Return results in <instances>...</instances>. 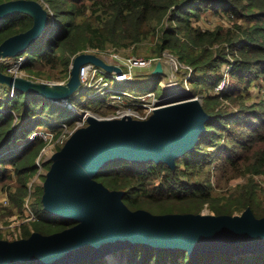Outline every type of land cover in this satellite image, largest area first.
I'll list each match as a JSON object with an SVG mask.
<instances>
[{
	"label": "trees",
	"instance_id": "1",
	"mask_svg": "<svg viewBox=\"0 0 264 264\" xmlns=\"http://www.w3.org/2000/svg\"><path fill=\"white\" fill-rule=\"evenodd\" d=\"M48 6L53 11L50 30L15 57H25L21 68L29 76L67 81L78 52L101 50L107 44L116 48L143 44L147 51L143 49L142 55L162 57L169 52L190 66V91L194 95L207 91L202 100L210 114L206 131L193 150L176 159L174 168L161 161L120 159L98 171L95 179L112 190H124L123 200L131 209L144 208L157 214L200 213L208 204L216 215L251 207L257 217L264 216L262 187L254 178L264 175V96L251 102L250 91L256 79H264V0H56L54 7ZM206 11L228 12L242 23L236 32L224 33L220 27L203 29L194 22ZM32 24L27 14L5 17L0 21V43ZM55 26L57 32L52 34ZM221 41L230 45L232 61L227 59L225 47L214 48ZM225 61L230 65L233 89L211 92L220 81V67ZM0 67L7 72L4 62ZM148 88L143 85L138 90L146 92ZM0 94L4 98L0 100V164L13 165L17 180L15 190L8 195L12 207L23 209L28 184L37 173L36 160L46 145L40 136L30 135L37 126L50 127L54 124L49 122L57 123L59 118L71 125L74 115L38 95L19 90L11 94L5 84H0ZM225 99L236 103L238 109L219 107ZM69 102L87 107L81 99L72 97ZM36 111L47 118L32 121ZM243 129L246 133H241ZM20 140L23 147L12 150L11 144ZM236 171L248 175L247 183L228 196L216 192L212 176L229 180L237 177ZM3 176L0 171V181ZM42 194L43 186H38L32 205L34 218L21 226L23 238L32 233L31 229L50 234L75 224L44 210ZM125 256V264H264V250L244 254L200 251L192 257L185 250H148L137 245ZM74 264L106 263L98 258Z\"/></svg>",
	"mask_w": 264,
	"mask_h": 264
},
{
	"label": "water",
	"instance_id": "2",
	"mask_svg": "<svg viewBox=\"0 0 264 264\" xmlns=\"http://www.w3.org/2000/svg\"><path fill=\"white\" fill-rule=\"evenodd\" d=\"M16 13L29 15L33 24L0 43V63L24 52L50 30L52 14L40 1L0 2V21ZM87 63L121 72L120 66L82 51L73 57L64 83L9 74L1 67L0 83L43 99L67 100L81 86L80 69ZM152 73H163L162 61L156 62ZM209 117L198 98L159 107L147 119L87 115L88 124L77 128L53 153L41 197L44 210L75 224L50 234L34 231L20 239H0V264H74L137 245L148 250H185L192 257L200 251L244 254L264 250V216L257 217L251 207L239 215L157 214L129 208L124 190H112L94 177L120 159L161 161L174 168L176 159L193 150L204 134Z\"/></svg>",
	"mask_w": 264,
	"mask_h": 264
},
{
	"label": "rangeland",
	"instance_id": "3",
	"mask_svg": "<svg viewBox=\"0 0 264 264\" xmlns=\"http://www.w3.org/2000/svg\"><path fill=\"white\" fill-rule=\"evenodd\" d=\"M38 1H40L42 5L49 11L50 8L45 4V2L50 4L51 7H54L56 3V0H44L45 2L43 0ZM194 23L203 29H216L220 27L224 33H227L236 32L238 30L237 26L240 25L242 21L237 20L234 15L228 12L216 13L206 11L200 16V19H198V21H195ZM55 32H57V26L54 27L52 34H54ZM221 47H225L227 59L232 61L233 56L230 54V45H228L226 41H221L218 44L214 45V48L217 49ZM143 49L145 52L147 51V48L143 44H140L136 47L131 46L122 48H116L112 44H107L103 51L87 52L94 53L104 59L106 62H108L111 61L110 55L116 51H118L121 56L125 58H149V56H147L146 54H140ZM13 58L14 57H9L6 61H4V63L8 66L10 64H13ZM176 58L175 60L178 64L177 70H175V66H173V58L169 56L168 53L161 57L160 61H162L163 64V73L161 75H155L152 73L156 62L159 61L158 59L156 62H152L151 64L134 67L132 72L133 79H129L128 81H126L127 84L116 83L111 77H103L102 79H100V76H97L95 79L90 80L89 85L81 86L80 88H78V90L73 95H71L66 100V102H64L63 100L57 102L49 99H44L47 102H50L51 104H56L57 106L67 110L68 113L74 115L75 122L69 125L62 118H59L57 120V123L49 122V124H54L50 127L43 125L37 126L34 132L30 135V138H32L34 135L40 136V138H43L46 141V145L41 150V153L36 160L37 173L31 178L28 184L29 194L25 199L23 209L12 207V202L10 201V197L8 195L9 191L15 190L14 184L17 180V174L15 173L13 165L10 163H7L6 165L0 164V171L5 174L2 179L3 181H0L1 239L14 240L23 238L21 237V226L22 224H27V222L34 218V211L32 209V205L36 200L38 186H43L46 173L50 168L49 163L51 161L53 153L63 147L67 139L77 128L86 126L88 124L86 119L87 115H93L100 119H108L119 118L124 116L125 114H129L131 117L138 119L136 118L137 116L135 114L138 112L143 114L144 108L142 106L133 105V97L139 96L149 91H153L155 93V100H160L158 105L168 101H175L180 98H184L185 96H194L195 98H198V100L202 103L203 96L207 94V91L204 90L201 96H196L192 93V91H190L191 78L193 74L191 71V67L179 62V60H177ZM165 60L170 61V63L168 65H165ZM229 66L230 65L227 61L222 63L220 67V74H222L220 81L224 82L223 87L219 89V91H216V89L214 88L211 92L218 93L233 89L234 81L229 75ZM23 72L25 73V75H27L26 77L32 78L37 81H44L48 83L66 82L59 79L57 80L38 77L36 78L29 76L25 70H23ZM187 74H190V77L186 82L185 77ZM254 84L250 86V91L252 92L253 96V100L251 102L260 100L264 96V79H256ZM143 85H147V87H149V90H147L146 92H139L143 90H138V87ZM120 91H132L133 93H130H132L133 96L121 95V99H117L116 101H114L113 96H118ZM72 97L76 99H81L83 101V104L87 107L82 108L79 104L77 105L73 102V107L70 108L67 103ZM2 99L4 98H2L0 94V100L2 101ZM219 107L228 109L230 111H236L238 109V105L236 103H234L233 101H228L226 99L219 104ZM38 117H41L44 120L45 118H47L45 115H42L41 112L36 111L34 113V117L31 120L33 121L35 118ZM29 118H31V116ZM57 132L58 134H56ZM241 133H246V130H241ZM22 147V140L11 144V148L14 151H18ZM45 162L48 163L44 164ZM212 170H216V168ZM235 173L237 177L231 178L229 180H225L213 175L212 181L214 182L216 192L224 193L225 196H228L231 191L235 190L240 185L247 183L248 175H243L241 171H236ZM254 178L262 187V193L260 195L262 197L261 206L264 209V175H254ZM217 203L218 201L215 202V204ZM243 211L244 210H235L233 212V215H239ZM200 213L214 214L208 204L204 205ZM31 231L34 232L33 229H31ZM122 250H124L123 253L122 251L113 252L108 254L107 257H103L102 259L105 261L106 264H125V255L127 254L129 249Z\"/></svg>",
	"mask_w": 264,
	"mask_h": 264
},
{
	"label": "built area",
	"instance_id": "4",
	"mask_svg": "<svg viewBox=\"0 0 264 264\" xmlns=\"http://www.w3.org/2000/svg\"><path fill=\"white\" fill-rule=\"evenodd\" d=\"M45 4L48 6V4L46 2H45ZM50 13L53 15L51 9H50ZM86 51H103V49L100 50V49L88 48V49H86ZM167 53L169 56H171L173 58L174 64L173 63L172 64H173V66H175V70H177L178 64H177V61L175 60L176 57L169 52H165L164 55H166ZM110 56H111V58H110L111 61H108V63H112V64H115L117 66H120L121 72L107 71L101 67L96 66L93 63L84 64L81 66V69H80L81 86L89 85L90 80L95 79L97 76H100V79H102L103 77H111L116 83L127 84L126 81H128V79H130V80L133 79L132 72H133L134 67L148 65V64H151L152 62H156L158 59L161 60V57H151V58H147V59L146 58H125V57H122L118 51L112 53ZM24 58H25L24 56H20L18 58L14 57L13 58V61H14L13 64H10L9 66L6 64V66H7V72L6 73L19 74V75L27 76V75H25V73L23 72V69L21 68V65L23 63ZM6 60H4V61H6ZM122 66L125 68H123ZM229 68H230V66H229ZM174 71H173V73H174ZM189 77H190V74H187L185 77L186 82L188 81ZM223 84H224V82L220 81L215 86L216 91H219V89H221L223 87ZM13 91H14V89H11V94H13ZM188 91H189V88H188ZM130 92L120 91L118 96L117 95L113 96L114 97L113 99H114V101H116L117 99H121V95L133 96L132 95L133 92L132 93H130ZM154 97H155V93L153 91H149V92H146V93L141 94L139 96L133 97V105L142 106L144 108L143 114H141L139 112L135 114L137 116L136 118L147 119L154 112L155 109L160 107L158 105L160 100H155ZM67 104L69 106L73 107L72 104L69 103V101ZM118 111H120V110H118ZM127 113H129V112H127ZM127 115L130 116L129 114H125L124 116H127ZM119 118H121V117H119Z\"/></svg>",
	"mask_w": 264,
	"mask_h": 264
},
{
	"label": "bare ground",
	"instance_id": "5",
	"mask_svg": "<svg viewBox=\"0 0 264 264\" xmlns=\"http://www.w3.org/2000/svg\"><path fill=\"white\" fill-rule=\"evenodd\" d=\"M170 63V61H168V60H165L164 61V64L166 65H168ZM128 79V78H127ZM129 80V79H128ZM192 99H195V98H193L192 96H185L184 98H180V99H178V100H175V101H168V102H164V103H162V104H160L159 106L160 107H164V106H169V105H171V104H175V103H178V102H185V101H187V100H192ZM64 102H66V100H63ZM58 102V101H57ZM107 257V256H106Z\"/></svg>",
	"mask_w": 264,
	"mask_h": 264
}]
</instances>
